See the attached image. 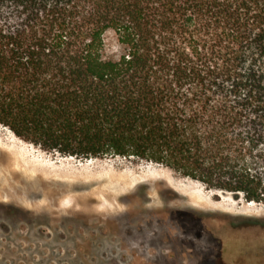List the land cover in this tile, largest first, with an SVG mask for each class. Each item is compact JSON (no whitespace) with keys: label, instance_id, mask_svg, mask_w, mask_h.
<instances>
[{"label":"trees","instance_id":"trees-1","mask_svg":"<svg viewBox=\"0 0 264 264\" xmlns=\"http://www.w3.org/2000/svg\"><path fill=\"white\" fill-rule=\"evenodd\" d=\"M0 126L264 203V0H0Z\"/></svg>","mask_w":264,"mask_h":264},{"label":"rangeland","instance_id":"rangeland-1","mask_svg":"<svg viewBox=\"0 0 264 264\" xmlns=\"http://www.w3.org/2000/svg\"><path fill=\"white\" fill-rule=\"evenodd\" d=\"M67 158L0 127V264H264V203L146 160Z\"/></svg>","mask_w":264,"mask_h":264},{"label":"bare ground","instance_id":"bare-ground-1","mask_svg":"<svg viewBox=\"0 0 264 264\" xmlns=\"http://www.w3.org/2000/svg\"><path fill=\"white\" fill-rule=\"evenodd\" d=\"M1 127V126H0ZM7 152H6V155L7 156H9L12 160H13V157L15 156V157H21V158H25L26 159V161H27V159H29L28 157L29 156H27L26 155V153H25V155H20V154H23L22 153V151H20L19 153H17V152H14V150H6ZM16 154V155H15ZM67 159H74L73 157H68ZM92 160H94V159H92ZM97 160V159H96ZM88 161H91V160H88ZM30 162L35 166H52V165H47V164H44V163H42V162H39L37 159H30ZM71 163V162H70ZM69 163V164H70ZM93 163V162H92ZM69 164H68V166H69ZM89 164V163H88ZM62 165V164H61ZM71 165V164H70ZM73 165V164H72ZM76 166V165H75ZM98 166V165H97ZM67 167V166H66ZM73 167V166H72ZM74 168V167H73ZM76 168V167H75ZM81 168V167H80ZM92 168V167H91ZM58 169H59V171H56V172H51L52 173V175L53 176H56V177H58L57 175H61V176H65V175H63V174H66V175H70V176H74V178H79V177H82V172H86V174H88V170H84V171H82L81 173H78L77 171H71V170H66V169H63V168H61V166L60 167H58ZM82 169V168H81ZM90 170V169H89ZM63 174H62V173ZM123 177V176H122ZM122 177H120V176H118V175H116V176H112V178L114 179V180H116V181H118L117 183H116V185H118V186H120V185H124V186H128V185H130L131 183H132V180L130 179V178H127V177H124V178H122ZM60 177H58V179H59ZM65 178V177H64ZM102 179L101 180H98V182H97V184L98 183H102ZM96 182V181H95ZM96 184V183H95ZM247 204L249 205V206H253V205H255L256 203H254V202H247Z\"/></svg>","mask_w":264,"mask_h":264}]
</instances>
